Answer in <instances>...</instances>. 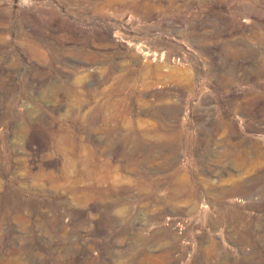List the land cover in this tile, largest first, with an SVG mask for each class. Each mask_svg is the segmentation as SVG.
Returning <instances> with one entry per match:
<instances>
[{
    "label": "rangeland",
    "instance_id": "1",
    "mask_svg": "<svg viewBox=\"0 0 264 264\" xmlns=\"http://www.w3.org/2000/svg\"><path fill=\"white\" fill-rule=\"evenodd\" d=\"M0 264H264V0H0Z\"/></svg>",
    "mask_w": 264,
    "mask_h": 264
}]
</instances>
